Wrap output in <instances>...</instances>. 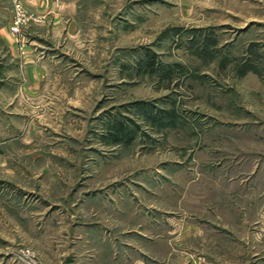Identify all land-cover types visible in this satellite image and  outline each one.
Returning <instances> with one entry per match:
<instances>
[{"label":"rangeland","instance_id":"374dc122","mask_svg":"<svg viewBox=\"0 0 264 264\" xmlns=\"http://www.w3.org/2000/svg\"><path fill=\"white\" fill-rule=\"evenodd\" d=\"M29 20L0 0V264H264V0H108L79 40ZM25 34L55 60L36 93Z\"/></svg>","mask_w":264,"mask_h":264},{"label":"crops","instance_id":"0c3cea01","mask_svg":"<svg viewBox=\"0 0 264 264\" xmlns=\"http://www.w3.org/2000/svg\"><path fill=\"white\" fill-rule=\"evenodd\" d=\"M32 15V20L28 22L38 23L37 25H50L49 30L52 35L62 40H79L85 38L86 27L89 26L93 17L98 25L105 24L107 19L108 0H21ZM103 18V20H102ZM24 34V33H23ZM29 34V32L27 33ZM22 35L24 42L7 43L9 51L19 64V69L24 67L26 78L23 79L24 87H31L30 93H36L42 82L47 77V67L51 61L49 56L39 49L38 45L33 43L34 38ZM41 47V46H40ZM53 59V58H51ZM32 89V90H31ZM108 197V195H106ZM98 199V198H95ZM110 201H98L94 207L100 212V218L105 223L126 222L130 227H135L138 223V217L130 208H123V202H117L115 196H110ZM100 202V203H99ZM93 208L90 201L86 202L84 210ZM134 230L133 228H130ZM102 237V234H100ZM100 236H98L100 238ZM103 238V237H102ZM132 240H134L132 238Z\"/></svg>","mask_w":264,"mask_h":264},{"label":"built area","instance_id":"2783aa9c","mask_svg":"<svg viewBox=\"0 0 264 264\" xmlns=\"http://www.w3.org/2000/svg\"><path fill=\"white\" fill-rule=\"evenodd\" d=\"M23 23L24 15L20 11H16L9 26L10 31L14 34L18 33L20 31V26Z\"/></svg>","mask_w":264,"mask_h":264}]
</instances>
